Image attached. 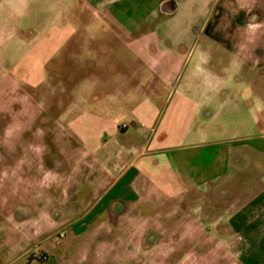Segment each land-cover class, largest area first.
Here are the masks:
<instances>
[{
	"label": "rangeland",
	"instance_id": "rangeland-1",
	"mask_svg": "<svg viewBox=\"0 0 264 264\" xmlns=\"http://www.w3.org/2000/svg\"><path fill=\"white\" fill-rule=\"evenodd\" d=\"M189 2L193 7V14L190 15L193 29L186 36L175 30L169 34L174 52L178 58L182 55L185 61L175 74L174 84H167L152 100L162 119L178 116L174 109V88L180 89L184 81L201 78L203 73L211 76L213 71L219 69L221 58L226 61L231 58L221 48L216 49L212 42L215 35L209 34L215 0H209L208 9L202 15L196 12L201 0ZM150 4L151 0H108L101 4L96 0H0V264H264L263 200L258 201L255 212L257 225L251 226V230L232 223L228 225L225 218L219 219V224L212 222L237 198V189L251 187L254 191L264 190L263 74L262 81L253 86H257L256 93L259 94L253 99L251 109L239 106L234 117L240 121L235 122L232 128L228 126L233 121L229 113H225L232 109L230 105L222 107L217 104L218 88L210 83L208 90L214 100L206 104L208 119L197 116V126L202 129L195 135L190 132L187 139L191 142L210 141L206 146L210 156L216 149L211 141L228 140L240 148V161L238 164L227 162L226 173L217 178L220 182L210 179L206 193L194 192L177 202L171 217L167 214L169 205L173 208L171 203H160L155 211H145L152 215L145 222L150 224L144 226V241L126 238L121 242L120 238H113L118 232V225L104 226L100 217H91L95 210L92 200L101 187L87 185L77 194L66 187L63 195L58 193V197L46 206L41 201V195L35 194L37 189L44 191V188L41 190L34 182L25 184L23 178L18 180L15 174H10L11 171H18L22 165L30 164L18 163L16 166L12 155L36 157L45 153L41 143L47 131L46 123L41 118V108L57 112L58 108L66 105L73 91H64L63 86H74L83 93L86 91V81L63 83L58 77L68 75L72 79L85 75L89 65L104 70L106 65H100L103 62L88 60L89 53L81 45L112 42L116 47L127 39L138 42L141 44L138 52L145 59L144 71L150 73L151 61L156 58V51L151 47L155 45L156 48L157 27L156 11ZM99 11H103L104 16L97 15ZM159 22L163 23H158V28L169 26L165 20ZM64 23L75 28L69 43L70 46L77 44L79 50L73 51L71 60H68V50H65V56L55 53L43 65L40 54L46 52L47 46L42 50V38L51 26ZM117 26L124 32L132 33L128 38L112 33L111 27ZM132 52L129 50L128 54ZM27 67L37 77L35 85H28L20 77ZM135 68L130 65L129 72L134 73ZM41 72L42 77L39 75ZM158 121L159 118H156L157 131L162 126ZM52 135L56 136L54 129L48 134ZM16 138L21 139V144L11 145ZM252 142L256 143L255 146H252ZM51 151L56 153L57 149L53 147ZM242 158H246V161H241ZM249 194H243L241 198ZM207 205L213 215L203 219L201 225H195L191 215L195 209ZM48 210L57 219L53 224L45 220L44 213ZM251 212L252 216L254 212ZM154 217L159 225L151 220ZM186 223L190 224L188 228L193 233L203 235H194L191 241L175 243L159 237L161 230H164L163 235H167L168 231L176 233L180 228L186 230ZM221 229L223 233L219 232ZM222 236L226 241L219 239ZM238 237H251V240L230 241ZM156 247L160 250L158 255L153 251ZM168 250L171 251L166 255Z\"/></svg>",
	"mask_w": 264,
	"mask_h": 264
},
{
	"label": "crops",
	"instance_id": "crops-1",
	"mask_svg": "<svg viewBox=\"0 0 264 264\" xmlns=\"http://www.w3.org/2000/svg\"><path fill=\"white\" fill-rule=\"evenodd\" d=\"M96 1L101 4L108 0ZM208 4L209 0H201L196 12L202 15L207 11ZM150 5L156 11L157 26L156 48L155 45L151 47L156 51V58L151 61L150 73L144 71L145 59L138 52L141 46L138 42L127 39L116 47L112 42L81 45L89 53L88 60L103 62L100 65H106L104 70L89 65L85 75L72 79L68 75L59 76L63 83L86 81V91L83 93L74 86H63L64 91H73L71 100H67V104L58 108L57 112L41 108V118L48 132L41 143L45 153L36 157L24 154L11 156L16 166L18 163H30L10 174H15L18 180L23 178L25 184L34 182L36 187L44 188V191L37 189L35 194L41 195V201L46 206L58 197V193L63 195L66 187L73 194L87 185L101 187L92 200L95 210L91 217H100L104 226L118 225V232L113 238H120L121 242L126 238L136 242L145 240L144 226L150 224L145 222L152 215L145 211H155L160 203H171L173 208L169 205L167 209L171 217L177 202L184 197L194 192L206 193L210 179H217L226 173L227 162L238 164L240 148L230 141H211L216 149L210 156L206 147L210 141L191 142L187 136L190 132L195 135L201 131L202 128L197 126V116L208 119L206 104L214 100L208 90L210 83L218 88L217 104L222 107L230 105L232 109L225 112L233 121L228 126L232 128L235 122L240 121L234 117L239 106L251 109L253 99L259 94L256 93L257 86H253L260 83L261 75H264V0H215L209 34L215 35L212 42L216 49L221 48L231 58L227 61L221 58L219 69L211 76L203 73L201 78L184 81L180 89L174 88V109L178 116L162 119L152 100L167 84H174L175 74L185 61L182 55L178 58L174 52L169 34L175 30L186 36L193 29L190 18L193 7L189 0H151ZM97 15L104 16L103 11L97 12ZM160 20H165L169 26L158 28V23H163ZM111 29L112 33L127 38L132 33L124 32L118 26ZM74 32L75 28L68 23L51 26L41 41L42 50L47 46L46 52L40 54L41 63H48L55 53L65 56V50H68V60H71L73 51L79 50L77 44L70 46L69 43ZM129 50L133 51L132 54H128ZM201 52L205 53L204 50ZM216 58L219 59L217 55ZM130 65L136 67L134 73L129 72ZM31 73L32 69L27 67L20 77L28 85H35L37 77ZM247 74L249 77H246ZM39 75L42 77V72ZM261 90V95H264V84ZM156 118H159L158 124H162L158 131ZM51 129L56 131V136H48ZM21 142L16 138L11 145L19 146ZM255 144L252 142V146ZM53 147L57 149L56 153L50 152ZM241 161H246V158ZM237 192V198L225 207L223 216L219 217L223 212L218 213L212 222L219 224V219L225 218L223 220L228 225L251 230V226L257 225L255 212L258 201L263 200L264 203V190L254 191L246 187L237 189ZM247 193H250L249 196L242 199L241 195ZM195 210L191 215L195 225H201L203 219L213 215L208 205ZM251 211L254 212L252 216ZM44 214L49 224L57 220L50 210ZM151 220L156 225L160 224L155 217ZM188 226L190 224L186 223V230L168 231L167 235H163L164 230H161L159 237L175 243L191 241L194 235H203L193 233ZM241 238L230 241L251 240V237ZM219 239L226 241L224 236ZM153 251L157 255L160 253L159 247ZM170 251H166V255Z\"/></svg>",
	"mask_w": 264,
	"mask_h": 264
}]
</instances>
